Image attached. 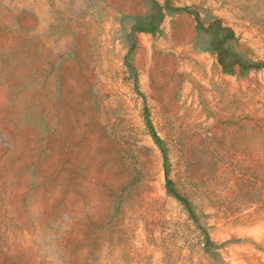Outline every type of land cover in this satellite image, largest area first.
Returning <instances> with one entry per match:
<instances>
[{"label": "rangeland", "instance_id": "1", "mask_svg": "<svg viewBox=\"0 0 264 264\" xmlns=\"http://www.w3.org/2000/svg\"><path fill=\"white\" fill-rule=\"evenodd\" d=\"M0 264H264V0H0Z\"/></svg>", "mask_w": 264, "mask_h": 264}]
</instances>
